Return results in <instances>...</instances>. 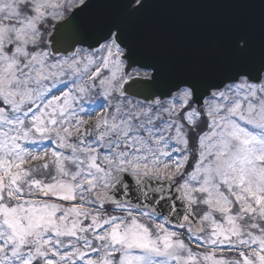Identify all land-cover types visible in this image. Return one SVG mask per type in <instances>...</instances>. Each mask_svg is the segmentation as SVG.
I'll use <instances>...</instances> for the list:
<instances>
[{
	"label": "snow or ice",
	"instance_id": "snow-or-ice-1",
	"mask_svg": "<svg viewBox=\"0 0 264 264\" xmlns=\"http://www.w3.org/2000/svg\"><path fill=\"white\" fill-rule=\"evenodd\" d=\"M0 264H264V0H0Z\"/></svg>",
	"mask_w": 264,
	"mask_h": 264
},
{
	"label": "water",
	"instance_id": "water-1",
	"mask_svg": "<svg viewBox=\"0 0 264 264\" xmlns=\"http://www.w3.org/2000/svg\"><path fill=\"white\" fill-rule=\"evenodd\" d=\"M218 14L219 10L210 8H182L163 13L172 22L193 31L210 24Z\"/></svg>",
	"mask_w": 264,
	"mask_h": 264
}]
</instances>
